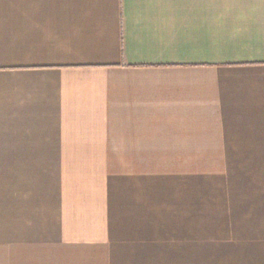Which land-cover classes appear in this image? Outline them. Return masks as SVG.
Returning a JSON list of instances; mask_svg holds the SVG:
<instances>
[{"label":"crops","instance_id":"obj_1","mask_svg":"<svg viewBox=\"0 0 264 264\" xmlns=\"http://www.w3.org/2000/svg\"><path fill=\"white\" fill-rule=\"evenodd\" d=\"M0 163L6 264L158 256L184 163L199 264H264V0H0ZM73 163H120L134 208Z\"/></svg>","mask_w":264,"mask_h":264},{"label":"rangeland","instance_id":"obj_2","mask_svg":"<svg viewBox=\"0 0 264 264\" xmlns=\"http://www.w3.org/2000/svg\"><path fill=\"white\" fill-rule=\"evenodd\" d=\"M35 164H40L41 166V163ZM60 164L65 170L64 173H66V170L69 168V163ZM73 164L74 168L76 167L77 169L75 171L79 177L91 176L93 178V181L90 178L88 179V185L92 187L93 191L95 192V196L105 197L106 199L111 196L112 202H117L115 201L117 199H115V196H119V191L121 190L123 191L121 196L127 203V209L130 207L134 208L133 202L135 194L132 192L133 190L130 188V186H127L128 184H124V186H122L120 183V163ZM101 164L105 165V167L107 166V169L102 170ZM184 165H190L191 177L184 179V182L180 180V183L184 186H187L190 190L189 193L184 195V198L189 201L188 204H190V208L186 207L185 211L183 212L182 208H178L177 206L175 207L173 211V217H175L176 224L174 227H167L168 230L170 229L168 234L159 235V247L156 248V252H159L158 256H155V251L153 250H143V256L139 259H136L139 260L140 264H199V181L198 177H196L198 174V163H184ZM8 174L7 164L0 163V235H5L7 228V224L5 222L7 206L5 202L7 196L5 193V187L8 186V181L10 182L9 179L13 180ZM84 183L85 182L82 184ZM98 192H100V195L97 194ZM161 194L162 193H160V196ZM162 195L166 196V193H163ZM170 196L171 195H168V197ZM179 199H181V197ZM107 202L110 201L107 200ZM163 208L164 206H160V210ZM131 214L133 215L134 212L127 210V216ZM180 214H184V217H180ZM171 217L169 218V223ZM131 224H133V221L128 222L127 220V227H130ZM132 237L133 236L130 235L128 236V239L131 240ZM167 238L171 239L166 241ZM0 245L5 246V241H0ZM132 245L133 243L131 246ZM151 254L154 256H151ZM0 264H6L5 255H0Z\"/></svg>","mask_w":264,"mask_h":264}]
</instances>
